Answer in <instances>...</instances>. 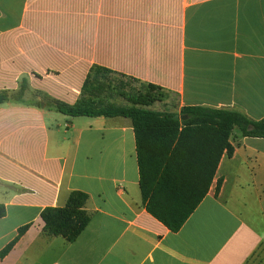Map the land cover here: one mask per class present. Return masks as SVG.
<instances>
[{"label": "crops", "instance_id": "crops-1", "mask_svg": "<svg viewBox=\"0 0 264 264\" xmlns=\"http://www.w3.org/2000/svg\"><path fill=\"white\" fill-rule=\"evenodd\" d=\"M99 66L167 93L159 105L264 120V0H0V264H258L264 246V138L231 139L209 193L178 232L142 203L127 118H72ZM222 182L219 193L216 188ZM88 195L74 243L41 214ZM28 227L13 249L3 251Z\"/></svg>", "mask_w": 264, "mask_h": 264}, {"label": "trees", "instance_id": "trees-1", "mask_svg": "<svg viewBox=\"0 0 264 264\" xmlns=\"http://www.w3.org/2000/svg\"><path fill=\"white\" fill-rule=\"evenodd\" d=\"M113 77L123 81L116 85ZM124 80L140 88L129 91L130 86ZM26 88L24 85L16 95L1 93L0 105L21 103ZM166 94L154 85L95 66L76 104L56 103L49 108L72 118L130 119L136 135L142 203L170 231L178 232L209 193L223 155L233 156L234 132L238 130L243 137L264 138V120L256 122L237 111L201 107L185 108L181 115L153 110ZM118 98L130 105H117ZM183 116L188 119L183 121ZM221 185L219 182L216 194ZM87 202V194L74 192L65 207L45 209L41 214L45 234L61 237L68 243L76 242L91 222ZM6 214V208L0 205V219ZM27 229L19 232L2 257L13 249Z\"/></svg>", "mask_w": 264, "mask_h": 264}, {"label": "rangeland", "instance_id": "rangeland-1", "mask_svg": "<svg viewBox=\"0 0 264 264\" xmlns=\"http://www.w3.org/2000/svg\"><path fill=\"white\" fill-rule=\"evenodd\" d=\"M113 78H115L116 85L120 84V82L123 81L122 78H118V77H113ZM124 82L127 83V84L130 86V87L127 89V90H129V91L131 90V88H136V89H139V88H140L139 85L134 84V83H132V82H129V81H126V80H124ZM167 98H168V96H167V94H166V97L163 99V101L156 103V104L152 107V109H158L159 111H165V107H161L159 104L165 102V101L167 100ZM115 103H116L117 105H119V106H123V107H127V106L130 105L127 101H125V100H123V99H120V98L116 99V100H115ZM253 261L256 262V263H258V264H264V246H262L260 252H259L258 255L256 256V258H254Z\"/></svg>", "mask_w": 264, "mask_h": 264}, {"label": "water", "instance_id": "water-1", "mask_svg": "<svg viewBox=\"0 0 264 264\" xmlns=\"http://www.w3.org/2000/svg\"><path fill=\"white\" fill-rule=\"evenodd\" d=\"M187 119H188L187 116H183V117H182V120H183V121H185V120H187Z\"/></svg>", "mask_w": 264, "mask_h": 264}]
</instances>
